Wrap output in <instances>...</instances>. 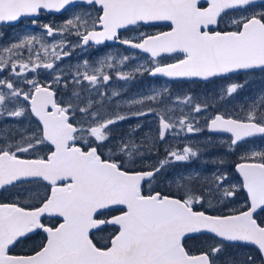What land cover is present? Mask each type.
<instances>
[{"label":"snow or ice","instance_id":"1","mask_svg":"<svg viewBox=\"0 0 264 264\" xmlns=\"http://www.w3.org/2000/svg\"><path fill=\"white\" fill-rule=\"evenodd\" d=\"M78 3L98 5V14L93 17L82 11L58 28L42 26L49 37L67 34L63 39L48 44L34 35H25L0 46V72L10 69L14 77L41 68L57 73L46 84L36 78L27 79L26 91L12 79L0 78V115L20 118L30 114L40 125L15 142L8 141L0 131V140L4 141L0 143V190L25 184L44 185L42 193H28L26 206H21L19 200L23 193L14 202L0 203V264H217L224 242L253 246L259 254L247 255L243 261L229 259L226 264H264V217L257 211L264 212V149L251 150L241 157L244 162L237 164L236 169L242 181L237 183H229L226 172H214L211 178L197 170L169 173L172 165L189 164L200 157L201 148L191 144L168 145L162 159L146 164V170H136L137 161H143L153 149L158 152L157 144L166 141L169 133L204 131L192 113L199 114L209 105L196 103L189 113L179 117L171 115L174 109L167 105L159 110L148 107L132 111L133 106L164 103L169 91L164 88L139 98L118 100L116 108L126 104L128 111L109 113L104 100L111 101L119 93L113 91L107 96L99 89L112 79L108 70H115L130 57L117 60L107 55L95 66L84 60L68 75L57 63L71 56L66 49L120 40L121 29L164 21L170 22V31L141 34L139 42L120 40L150 53L152 64L140 65L132 72L116 71L118 79L128 80L134 73L148 72L153 76L207 80L241 70H264V10H255V0H0V23L35 17L41 10L61 12ZM249 8L253 11L248 12ZM230 10L244 13L229 18L227 26L233 30H212L219 27ZM73 34L78 44L67 38ZM25 49L27 58L22 56ZM166 53H182L183 58L161 64L156 58ZM62 81L65 89L72 86L67 100H58L53 88ZM84 82L100 97L99 101L90 94L82 96L87 91L83 87L76 90ZM243 87L230 83L221 98L230 97ZM175 103L193 105V98L176 97ZM241 111L243 118L217 112L205 125L210 132L231 134L230 151L247 138L264 137V92ZM149 114L156 115L159 121L155 137L146 135L137 142L132 133L141 125L136 124L127 136L110 143L112 126ZM211 143L209 138L208 144ZM47 145L53 150L45 155L21 158V154L34 153ZM218 162L223 164V160ZM158 178H163L169 187L174 185L176 194L151 190L145 194L144 185L151 189ZM240 191L246 193L241 208L229 209L228 214H210L209 209L219 211L217 204L224 205ZM205 204L207 209L197 210V205L204 208ZM109 212L117 214L107 216ZM45 217L60 222L51 225L44 222ZM105 225L113 228L112 234L103 242L94 239L93 231H103L101 226ZM38 232L46 234V238L36 249L29 254H11L21 239ZM199 233L213 234L221 243L191 254L185 239Z\"/></svg>","mask_w":264,"mask_h":264},{"label":"rangeland","instance_id":"2","mask_svg":"<svg viewBox=\"0 0 264 264\" xmlns=\"http://www.w3.org/2000/svg\"><path fill=\"white\" fill-rule=\"evenodd\" d=\"M80 10L76 11H69L66 16L60 18V20H55V24L52 25L55 28H58L59 26L63 25V23L74 13L82 12ZM244 13L238 12L237 17L239 15H242ZM54 19H49L45 22V24L50 23ZM40 26L38 22L33 23L29 22L28 24H25L22 26L21 30H12L9 37L7 36H1L0 35V46H6L9 45L12 42H15L18 39H22L25 35H34L42 40L44 43L51 44L53 40L59 41L64 38V36H67V34L61 35L60 33H57L55 35V38L51 39L49 36L46 35V31L38 30L37 27ZM19 32V33H18ZM70 39V41L73 44H78L77 41H75L71 35V38L69 36L67 37ZM51 39V40H50ZM36 47H39V45H36ZM67 50V49H66ZM71 51V62H68L67 65L70 66L71 64H81L84 60H86L85 56H81V52L74 51L73 49L69 50ZM108 54L103 53L101 54V58L104 56H107ZM22 56L24 58H27L28 52L27 50H23ZM100 58V59H101ZM141 65H144L145 67H148V64H145L144 62H138ZM140 65H134V68L130 67L128 70H124L126 72H132L133 69L138 67ZM151 66V65H150ZM132 68V69H131ZM43 69V68H42ZM38 70L34 73H29L25 76V80L32 79V78H40L43 80V82L49 83L52 81L53 78L50 77V75L54 72L50 70ZM60 70H62L63 74L66 75L65 67L61 66ZM69 70V69H68ZM74 70V69H72ZM71 70V71H72ZM118 71H123L119 69ZM69 79L71 77L69 76ZM148 84L141 83L137 84V90L130 92L128 95H125L124 97H113L111 101L105 99L104 104L107 108V111L109 113H113L115 111H120L121 113L128 111V105L121 104L120 107L116 108V102L119 101H126L133 98H139L142 95H150L152 94L153 90H161L164 88L169 87L164 82H156V83H150L151 80H146ZM239 83L243 84L244 87L239 89L237 93L233 94L232 96H224V98H221L223 89L230 83ZM63 85V81L61 82ZM189 85L180 86L177 85L173 88V92L171 94H165L164 97V103L162 104H145L142 108L141 106H133L132 111L139 110H146L148 107H153L159 110L160 108H164L165 105H167L170 108L174 109V112L171 113V115H174L175 117H179L182 113L187 114L191 111V107L194 106L196 103H206L209 105V107L202 111L199 114L192 113V116L195 118V120L199 121V127L203 128L204 131L198 132V133H186V132H180L179 135H175V133H169L166 141L160 142L157 144V148L162 151L161 155L158 151H152L151 155L164 157L165 156V147L168 145L171 146H177V147H183L185 144H191L193 147L199 146L201 148L202 154L198 159H194L189 164H175L168 169L170 172H180V171H191V170H197L201 171L203 175L208 176L211 178V174L214 172H226L230 178L229 183H237L239 180L236 178L234 171L232 170L234 168V164H230L233 161L237 159L242 160L241 157L251 150H261L264 149V140H257L256 142L252 141L249 143H241L240 145L235 147L234 151L229 150V140L230 138L225 135H215L210 134L206 131V123L207 121L213 116L215 112H224L227 114H231L233 116H236L237 118H243L244 111H241V107H243L245 110L248 108V105L252 103L253 98L261 92H264V73H250L247 75H241L237 77V79H226L223 81H220L216 84H196V83H188ZM72 86L70 85L69 88ZM187 90L185 92H182L184 90ZM190 95L193 98V105H185V104H178L175 103L176 97H180L181 100L185 97ZM92 99L99 101L100 97L97 95V97H92ZM77 119H80V116L77 115ZM124 123V126L122 124ZM158 118L154 114H149L145 117H133L131 119H128L126 121L118 122L116 125H114V129H121L124 130L125 133L120 135L119 137L116 135L115 130L111 128V132H113V139H111L110 143H115L120 137L127 136L129 133L132 132V129L135 127L136 124H140L141 127L136 129L132 135L136 139L137 142L144 139V137L150 136L155 137L157 135V127H158ZM126 124V125H125ZM211 138L212 143L208 144V140ZM205 145L208 146V150H205ZM159 154V155H156ZM145 157H150V154H145ZM223 160V164H220L218 161ZM213 161H217V163H213ZM150 163L149 159H144L143 161L139 162L137 161L135 167L136 168H144L146 164ZM155 164V163H152ZM158 180V179H157ZM160 180L157 182L159 185ZM164 183L165 180L163 181ZM37 184H25L21 185L19 189L23 191L24 197L22 199L27 202L28 201V193L32 192L35 193L37 191L33 190L36 187ZM165 189H168L170 191L176 192L175 186L169 187V185L166 183ZM17 191V190H16ZM42 193V191H40ZM240 192L238 195L233 198L230 201H227L224 205L217 204L216 207L219 209L218 212H229V209H234L236 206V199L241 198ZM197 207H200V205H197ZM204 208L207 209L208 205L205 204ZM209 211H212L209 209ZM190 245L194 250H202V249H209L211 246H215L216 244L220 243L219 241L215 240L212 237L209 236H197L195 238H192L189 240ZM255 254V252L247 247V246H235L230 244L224 245V251L222 254L216 257L217 264H226V261L229 259H234L236 261H243L246 259L247 255ZM256 255V254H255Z\"/></svg>","mask_w":264,"mask_h":264},{"label":"flooded vegetation","instance_id":"3","mask_svg":"<svg viewBox=\"0 0 264 264\" xmlns=\"http://www.w3.org/2000/svg\"><path fill=\"white\" fill-rule=\"evenodd\" d=\"M255 5H256L255 10H257V11L264 10V3L255 4ZM202 6H206V5H202ZM98 8H99L98 5L95 7H91V6H88L86 4L78 3L76 6L69 7L63 13H61L59 15L49 14V13H41L40 16L37 19H35L36 22H38L40 24V26H38L37 29L41 30V31H45V29L42 26L45 24V22L47 20L54 19L53 21L48 23L50 25H54L55 20H60V18L69 14L68 12L70 10L76 11V10L82 9L81 11L89 12L93 17H95L98 14V12H97ZM252 11H253L252 8L248 9V12H252ZM238 12H240V11L230 10L228 12V14L224 16V19L221 21L219 27L214 26L212 30H219V31L233 30L232 28L227 26V23H228L230 17H237ZM33 20L34 19H22L15 25H7V24L1 25L0 26V35L9 37L12 30H16V29L21 30L23 28L22 26H24L25 24H28L29 22H32ZM168 30H170V24H168V23H162V24L151 25V26H144L143 24L139 23L137 25L128 26V28H126V29H121L119 31V37H120V40L132 39V40H134V42H139V37L141 36V34H157V33L168 31ZM72 37L75 41L78 42L77 37L74 34L72 35ZM53 38H55V36L52 37L51 39H53ZM69 38H71V36H69ZM120 40H113V42L106 41V42L101 43L99 45L90 43L87 46H77V47L73 48L74 51L81 52L82 53L81 56L82 57L85 56L86 60H88L93 66H95V62L101 58L100 57L101 54H103L105 52L108 55H112V56L116 57L117 60L121 56L130 57V59L128 61H126L123 65H117L115 70H111V69L108 70L110 75L112 76V79L109 82H107V84L101 86L99 91L105 92L107 94V96H111L112 92L116 91L119 93V96H117V98H119V97L121 98V97H124L125 95H128L132 91H136L137 90V88H136L137 84H141V83L148 84V82L146 81L147 79L151 80L150 83H156L158 81L164 82L167 85V87H169V89H170L167 94H171V92H173V88L177 85H180V86L189 85L188 84L189 82H185V81H174V80H166V79L160 78V77H151L148 72H143L142 74L139 72L134 73L132 78L128 79V80L118 79L116 76V71H118L119 69L123 70V72H126L124 70L130 69V67L134 68L135 64L141 65L138 62H144L145 64H148L149 66L152 64V58L150 56L143 54L141 52H138L128 45H124V44L120 43ZM67 50H71V49H67ZM181 58H183V55L172 54V55H165V56L157 57L156 59H158L161 64H171V63H173V62H175ZM68 62H71L70 57L64 58L62 61L57 62L59 69L61 68V66L65 67L66 75H68V73L72 69H74L76 65H78V64H76V65L71 64L70 66H68L67 65ZM41 69H38V70H41ZM42 70H45V69H42ZM253 72L264 73V70L257 69V70L242 72V73H236V74L229 75L227 77H219V78H215V79H211V80H207V81H202L201 84H216V83L223 81V80H226V79H237V77H239L245 73L250 74ZM27 74H29V73H25L21 77H14L11 75V70L9 69L7 71L0 72V78L12 79L17 87H23L24 90L26 91V90H28V85L26 84V80L24 78ZM56 74L57 73L54 72L50 75V77L53 78ZM36 79H38L41 84H45L43 82V80H41L40 78H36ZM201 84H199V85H201ZM79 87H83L85 90H87V91L81 93L82 96L88 97L90 94L91 98L97 97V95L94 91L89 90V86H88L87 82H84L83 85L78 86L76 90H79ZM53 88L57 92V99L58 100H60V99L67 100L68 96L70 95V92L72 90V87L65 89L62 84L53 85ZM185 91H187V90L185 89L182 92H185ZM81 106H83V104H81ZM9 107H11V104L9 105ZM215 113H217V112H215ZM229 115H231V114H229ZM39 127H40V125L35 121L33 116L30 114H28L24 117H20V118H13V117H7L6 115H0V131H3L6 134L8 141H10V142H15L17 140H20L21 136L23 134H25V133L30 134L32 132H35ZM112 129H114V126H112ZM114 130H115V133L118 137L125 133V131L121 130V129H114ZM112 133L113 132H111V139H113ZM257 140H264V137H256L254 139L246 141L245 143H249L252 141L256 142ZM3 142H4L3 140H0V143H3ZM50 151H52V147L50 145L41 146L34 153L21 154V158H35L37 154L45 155L46 153H48ZM152 151H155V149H153ZM162 158L163 157H158V156H154V155L150 154V157H147V158L145 157V160L149 159L150 163H156L159 159H162ZM138 162H139V160H138ZM141 170H146V167H144L143 169L141 168ZM169 173H171V171ZM159 180H160V182L158 185L157 182ZM163 181H164L163 178H158L157 181L152 183L151 189H149L148 184H145L144 185L145 194H149V191L151 190L153 192L154 191H161L162 194L175 195L176 192L165 189L166 183H164ZM33 185H35V183L32 184V186ZM20 186H17V187L9 186L6 190H1L0 191V203H10V202L16 201L18 194L23 192L19 189ZM33 190L43 192L44 191V185L43 184H37ZM240 194L242 197L239 199H236V202H234V203H236L235 208H241L243 203H244V197L246 194L244 193V191H240ZM22 197H24L23 194L19 195V200L21 201V206H26L28 201L25 202L22 199ZM36 206H38V205H36ZM197 209H204V208H197ZM214 212L222 213V212H218V211H214ZM258 213H259L260 217H264V212L259 211ZM116 214H117L116 212H109L106 215L111 216V215H116ZM44 222L50 223L51 225H56L60 221L58 219H55V218L49 219L48 217H45ZM112 232H113V228L111 226L105 225L103 227V231H95V232L93 231V237H94V239L97 238L98 240H101L103 242L104 240H106L110 236V234H112ZM45 238H46V234H44L43 232L31 234L27 239H21L13 247L11 254H14V255L29 254L33 249H36L37 245H39L42 241H44ZM189 240L190 239H185V246H186V248H189V250H190ZM224 244H226V243H224Z\"/></svg>","mask_w":264,"mask_h":264},{"label":"water","instance_id":"4","mask_svg":"<svg viewBox=\"0 0 264 264\" xmlns=\"http://www.w3.org/2000/svg\"><path fill=\"white\" fill-rule=\"evenodd\" d=\"M259 2H264V0H255V3H259ZM69 7V6H68ZM43 11H45V12H48V13H61V12H56V11H54V10H43ZM35 17H37V16H35ZM35 17H23V18H35ZM22 19V18H21ZM162 22H164V21H157V22H150V23H147V24H151V23H162ZM12 23H16V22H12ZM12 23H9V24H12ZM166 23H170V22H166ZM1 24H8V23H0V25ZM141 52H143L142 50H140ZM146 53V52H145ZM147 54H149L150 55V53H147ZM167 54V53H166ZM162 55H165V54H162ZM151 56V55H150ZM241 71H244V70H241ZM241 71H239V72H241ZM237 73V72H236ZM229 74H231V73H229ZM151 75V74H150ZM228 75V74H227ZM151 76H153V75H151ZM155 76H162V77H165V78H167V79H201V80H205V79H202V78H199V77H178V78H173V77H166V76H163V75H155ZM217 77H219V76H217ZM211 78H215V77H211ZM211 78H209V79H211ZM35 118V117H34ZM36 120H37V118H35ZM38 121V120H37ZM213 133H223V132H213ZM226 134H229V133H226ZM229 135H231V134H229ZM255 137H257V136H255ZM253 138V137H252ZM247 139H250V138H247ZM246 139V140H247ZM242 162H244V161H241V162H238V163H236V165L237 164H240V163H242ZM236 165H235V171H236V173L239 175V177H240V179L242 180V177L240 176V174H239V172L237 171V169H236ZM257 211H259V210H257ZM102 227V226H101ZM202 234H208V235H212V236H214L213 234H210V233H199V234H191V237L192 236H197V235H202ZM215 237V236H214ZM228 243H231V242H228ZM238 243V242H237ZM253 247V246H252ZM255 248V247H254ZM199 254V253H198Z\"/></svg>","mask_w":264,"mask_h":264},{"label":"trees","instance_id":"5","mask_svg":"<svg viewBox=\"0 0 264 264\" xmlns=\"http://www.w3.org/2000/svg\"><path fill=\"white\" fill-rule=\"evenodd\" d=\"M155 151H157L156 149H155ZM159 152H160V155H161V153H162V151L159 149ZM156 155H159V154H156ZM160 155H159V157H160ZM217 240V239H216ZM217 241H219V240H217ZM219 244V243H218ZM250 248V247H249ZM254 252H255V254L258 256L259 254L257 253V251L254 249V248H251ZM199 251H201V250H197V252H199ZM203 251H204V249H203Z\"/></svg>","mask_w":264,"mask_h":264}]
</instances>
